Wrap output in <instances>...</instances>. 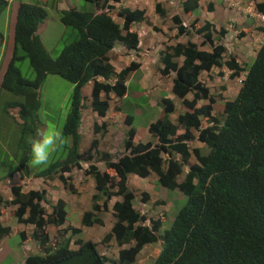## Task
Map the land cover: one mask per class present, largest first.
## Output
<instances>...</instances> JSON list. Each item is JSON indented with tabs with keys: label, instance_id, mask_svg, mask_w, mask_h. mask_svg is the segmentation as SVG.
<instances>
[{
	"label": "trees",
	"instance_id": "16d2710c",
	"mask_svg": "<svg viewBox=\"0 0 264 264\" xmlns=\"http://www.w3.org/2000/svg\"><path fill=\"white\" fill-rule=\"evenodd\" d=\"M88 1L96 5V12L76 9L60 12L61 23L72 30V38L64 37L65 46L57 58H52L38 34L40 25L49 16L48 11L39 2H20L13 58L0 74L2 90L24 97V101L9 102L5 111L10 114L11 109L18 110L17 123L23 129L20 143L23 157L10 178L13 179L14 173L37 180H52L60 175L58 178L66 186L71 178L65 174L87 165L86 174L94 179L97 191L94 209L99 212L97 203L103 201L107 210L112 198L121 199L113 207V216L118 221L106 237L107 241L114 237L119 246L134 244L121 250V264L135 263L145 246L155 244H161L162 250L154 264H264V45L248 67L238 96L225 101L223 112L215 116L219 101L202 82V74L226 66L232 72L231 77L238 78L247 66L243 67L234 56L225 62L228 52L227 45L222 43L225 29L217 30L211 21L202 22L199 14L195 24L186 26L183 18L175 15L172 22L178 29L177 37L197 41L167 46L161 55L164 67L160 74L163 78L175 75L173 93L186 110L173 122L174 102L163 98L161 116L149 126L151 137L147 143L135 142L137 131L133 128V118L128 116L124 153L114 160L108 152H100L97 138L87 150L82 149V113L87 108L83 89L89 83L94 84L91 108L99 117L107 116L112 96L125 98L128 78L141 64L133 62L117 73L109 55L117 44L129 51H139V34L131 28L149 20L145 10L122 7L115 11L111 1L121 0ZM256 1L257 11L264 16V0ZM8 6V1L0 0V18ZM155 9L163 19L167 16L168 10L159 0ZM199 9L198 0L183 2L185 14H194ZM153 30L160 31L156 26ZM245 35L242 32L239 37ZM26 60L34 79L26 78L18 67V63ZM50 75L59 76L74 86L63 127L68 143L55 153L48 167L31 172L30 145L25 136L34 137L40 128L37 121L40 93ZM94 133L106 135L107 125L96 124ZM196 141L205 145L206 153L193 146ZM130 174L143 179L155 174L161 186L180 190L188 197L169 229L163 230L164 222L160 218L150 219L136 211V193L129 184ZM23 187L11 186V201L0 198V245L12 235L11 228L1 221L2 209L17 206V221L34 227L29 238L24 232L18 234L22 236V247L28 252L33 242L39 249L25 256L24 264H119L103 255L96 242L84 240L85 234L80 228L64 229L54 243L48 226L64 227L68 217L64 203L53 205L45 189L26 193ZM68 187L71 193H76L72 184ZM144 196L147 200L148 195ZM99 214L85 213L83 226L101 225L103 220ZM69 231L73 234L67 237ZM9 260L12 261L8 264L14 261Z\"/></svg>",
	"mask_w": 264,
	"mask_h": 264
},
{
	"label": "rangeland",
	"instance_id": "374dc122",
	"mask_svg": "<svg viewBox=\"0 0 264 264\" xmlns=\"http://www.w3.org/2000/svg\"><path fill=\"white\" fill-rule=\"evenodd\" d=\"M9 2L7 10L3 13L0 18V33L3 37L0 38V74L4 69L5 65H9L14 54V33L17 20V12L20 2L25 3H35L39 2L47 11L48 18L44 24L40 25V30L38 34L40 35L42 42L44 43L46 49L50 52L52 58H57L61 51L63 50L64 37H70L72 30L67 28L61 23L60 12L63 10L76 9L80 12H96V5L88 0H6ZM111 1V0H110ZM137 6H140L138 2L140 0H132ZM129 5L134 6L133 2ZM150 1V0H149ZM149 1H146V6ZM255 0H218V10L216 14L210 15L214 20L213 24L217 30L225 29L227 31L226 37L223 39L222 43L227 45V54L225 55V62L230 61L231 56L237 58L238 62L242 64L243 67L247 66L246 71L238 78H232V72L226 67L214 68L212 71L204 72L202 74L201 80L208 87L210 94L215 96L219 103L215 106V116L223 112V105L225 101L234 100L242 86L245 77L247 76V69L251 66L254 61L257 52L264 45V34L259 31V28L264 27V19L257 17L255 18L256 29L253 28L252 32L248 30L247 14L250 13L249 8L253 9V13L256 14V4ZM113 4H117L111 1ZM172 0H165V4L172 7ZM121 3V2H120ZM152 3V1H150ZM180 2H177L178 5ZM254 4V6H253ZM164 5V4H163ZM164 5V7L166 6ZM116 6H119L117 4ZM177 6H174L173 13H177ZM141 10V9H140ZM118 11V10H115ZM149 14V21L147 24L151 25V30L157 24L160 26L158 29L160 31L155 32L157 37L155 39L159 42V45H155L156 48H161L160 45L163 41H171L173 37L177 36V31L174 28L173 22L169 17L163 19L160 25L158 21L151 22L152 13ZM257 16V15H256ZM250 17V16H249ZM210 20V19H209ZM117 22L122 23L121 20L117 19ZM146 24V25H147ZM190 24V23H189ZM187 24L186 26H188ZM147 25V26H148ZM245 32L246 35L239 37V34ZM172 34V35H171ZM154 36V34H152ZM217 36V33L214 34ZM179 39V37H175ZM188 38V37H184ZM190 39V38H188ZM71 41V39H70ZM202 42V41H200ZM199 42V43H200ZM144 44L146 46H151L150 37L145 35ZM201 44V43H200ZM165 45V44H163ZM209 47V46H204ZM165 48V47H164ZM117 56H116V55ZM111 54V58L116 64V72L119 73L131 64L126 63L121 60V54L116 52ZM162 54V52H161ZM110 57V55H109ZM114 66V65H113ZM22 74L29 79H34V73L30 67L28 60L18 63ZM158 72V70H157ZM143 72L137 71L133 77L129 78L127 84L128 90L125 98L119 100L118 98H111L109 100L110 109L109 115L107 116V122H103L102 119H97V115L92 113L91 99L83 96L86 99L87 108L82 114V149L87 150L92 141L97 138L100 142L99 150L101 153L108 152L111 154L114 160H118L121 157L123 146H124V135L121 131H124V126L121 127L122 121H124L128 116L133 118V128L137 131V142L147 143L150 140L148 128L150 123H155L161 116L162 106L159 103L160 98H164L169 95L166 91L165 85L169 84L168 79L163 81L165 84L161 88H153L143 86L140 83ZM2 76V75H1ZM1 76H0V198L4 201H11V191L12 185H24L23 191L29 192L31 190L45 189L47 192V198L53 205H57L63 202L66 206V211L69 215L68 226L69 227H79L81 221V215L86 212H93L96 214L98 211L94 209L95 201L94 196L97 194L95 186L90 181V177L85 174V169L88 168L87 165L83 164L82 169H74L72 173L65 174L66 177L71 178L68 184H72L76 193H71L68 184H65L58 178L52 180H37L35 178H23L20 173H14L13 179L10 178L11 174L15 171L16 167L19 166L20 160L23 157V150L20 146L22 139V127L17 123L18 121V110L11 109L7 114L6 106L9 102L17 100L24 101V97H16L15 95L4 91L1 89ZM74 86L68 81L64 80L59 76L50 75L47 77L40 96H41V108L38 111L37 121L40 128L46 127L49 121L53 122L57 128L62 130L65 125L69 109H70V98L73 92ZM84 90V89H83ZM114 97V96H112ZM193 98V95H190ZM103 99L106 97L103 95ZM224 101V102H223ZM207 102H202L203 104ZM175 112L172 115L173 122L178 120L181 113L186 110L179 99H175ZM120 106V109H119ZM121 115H120V114ZM121 118V119H120ZM125 119V120H124ZM101 122V123H100ZM107 125L108 133L106 135H95L94 127L96 124ZM206 124V120L203 119V125ZM85 128V129H84ZM111 134L109 137L108 135ZM108 136V137H107ZM28 142V138H26ZM29 144V143H28ZM30 145V144H29ZM194 147L202 149L204 153L207 152V148L203 143L197 142L193 144ZM53 156L50 158V162L46 166L32 167L29 161V168L31 172H36L45 169L51 163ZM195 159V158H194ZM31 160V154H30ZM102 168V167H101ZM103 169V168H102ZM186 174V173H185ZM184 176V175H183ZM180 177L183 179L184 177ZM140 178L138 176L133 177ZM11 179V180H10ZM26 184H28L26 186ZM130 186L134 189L137 195V201H135V208L137 211L143 210L148 212L150 216L155 220L159 218L164 222L163 230L169 229L174 220L176 219L178 213L185 207L188 202V197L180 190H170L161 186L158 182V177L155 174L148 180L136 179L135 181H129ZM144 194L148 195V199L145 200ZM114 200V199H113ZM110 201L108 208L105 210V203L101 201L97 203L100 207L99 215L104 221L102 225H95L92 228H84L86 233L85 238L91 239L98 244L99 251L107 256L110 260L114 258L118 259V250L113 245L114 243L108 245L106 241V236L111 232V229L115 223L111 207L114 205L115 201ZM3 201V202H4ZM18 209L17 206L3 207V217L2 223L5 226L11 228L12 235L7 237L8 243L4 242L3 246L5 250L2 249L0 253V261L2 264H8L10 261L7 259L11 258H22L23 255L35 254L39 251L37 245L32 242L29 244L28 252H26L23 245L22 236L18 235L24 232L27 237L33 236L34 228L32 226H27L25 224H20L15 218V212ZM48 209V213L50 212ZM48 232L55 243L56 240L63 234L64 229H56L55 226H48ZM71 232L69 231V237ZM78 237H75V239ZM28 240V239H27ZM31 241V240H30ZM14 252L15 254L9 257L8 251ZM161 251V246L159 244L148 246L144 251L136 258L134 264H154L155 259ZM24 253V254H23ZM113 258V259H111ZM17 259L12 264H17ZM22 261V260H20ZM0 263V264H1ZM21 264V262H19ZM110 264V263H109ZM112 264V263H111Z\"/></svg>",
	"mask_w": 264,
	"mask_h": 264
},
{
	"label": "crops",
	"instance_id": "0c3cea01",
	"mask_svg": "<svg viewBox=\"0 0 264 264\" xmlns=\"http://www.w3.org/2000/svg\"><path fill=\"white\" fill-rule=\"evenodd\" d=\"M146 1L148 2L149 0H140V2H138L140 4V6H137L133 1L132 2H133L134 6L129 5L131 3V2H129V0H121L120 1L121 3L120 2L117 3V4H119V6H116L117 4H113V3H111V4L116 6V10H119L122 7L123 8H130L132 10H136V9L145 10L147 13H152V19H150L151 22L158 21V23L161 25L162 24V17L159 16L156 13V9H155L157 0H150V1H152V3H150V1H149V3H148V5H150L149 8L146 6ZM159 1L162 2V4L166 5L165 4V0H159ZM184 1L185 0H172V2H171V4H172L171 6L172 7L171 8L166 5L165 8L168 11H167V16L165 18L169 17V19L172 21V18L175 15H179V16H181L183 18V21H184V23H186V25L189 24V23H190L189 25H191V24H195L193 22L198 20V16H196V15L199 14L200 15V20L202 22H204V21H211L212 23L214 22V20L212 19V17H210V15L214 16L216 14V12L218 10V5H217V1L218 0H198L199 1V5H200V9H199L198 12H195L194 14H185V12L183 10V2ZM177 2H180V3L178 5H176ZM253 2H254V4H256L257 1L255 0ZM254 4H253V6H254ZM174 6H177L176 10H174L177 13H173L172 12ZM210 8H212L211 12L209 11ZM249 10H250V13L247 14L248 16L246 17L247 18L246 22L250 23V24H248V30L250 32H252L253 28L256 27L255 18L257 19V17H260V18L264 19V16L257 11V8H256V14L253 13V9L252 8H249ZM148 15L149 14H147V17H149ZM148 20H149V18H148ZM191 21H192V23H191ZM146 24H147V22L140 23V24H138V25H136V26L131 28L133 31H136L139 34V39H140V49H139V51H129L122 44H117L116 48L114 49V51H112L110 53V58H111V54L112 53L115 54L116 52H119L121 54V56H120L121 60H124L126 63H128V64H131L133 62L140 63L141 64V68L138 71L139 72H143V74H142L141 79L139 80V82L143 83L144 89H145V87H151V86H154L153 88H157V87L161 88L162 86L165 85V84H162V82L166 81L165 79H168L167 83H169V84H166L165 88H166V91L169 92V95L164 97V98L171 99L173 102H175L176 96L173 93V80L175 79V75L172 74L171 76L166 77V78H163L161 76L160 69H162L164 67V65L162 63V60H161V55H162L161 52L163 53L166 50L167 46H174L177 43L186 44L189 40H192V41L196 42L197 39L196 38H192V39H188L187 38L186 39L184 37H179V39H177V38H175V37L178 36V33H177V36L173 37V39L171 41L165 40V42H164V40H162L163 44H165V45H163V44L160 45V47H162V49L161 48H156L155 45H159V42L155 39V37H157V34H155L154 30H151V26H149L148 24H147L148 25L147 26ZM155 25H156V22H155ZM156 27H160V26L157 24ZM39 30H40V28H39ZM175 30L178 32L177 28H175ZM259 31L262 32V34H264V27L263 28H259ZM152 34H154V36H152ZM145 35H148V37H150V44H151L152 47L146 46L144 44ZM226 35H227V31H226ZM111 63H112V65H114V67L116 66V64H114V61L112 59H111ZM157 70H158V72H157ZM136 72H133L130 75L129 78L133 77V75H135ZM129 78H128L127 84L129 82ZM100 81H102V80L100 79ZM92 90H93V83H89L84 88L83 92L85 93V97L87 99H91ZM112 98H115V97H112ZM162 100H163V98H160L159 103H161ZM119 109H120V106H119ZM92 113H94V112H92ZM108 113H109V111H108ZM94 115H97V114L94 113ZM108 115L109 114H107V116ZM107 116L106 117H99L97 115L96 118L97 119L98 118L102 119L103 122H107V118H108ZM152 123H150V125ZM121 124H122L121 127L124 126V131H121V133L123 132L122 134L124 135V139H126V132L129 130V127L124 123V121H122ZM148 132H149V128H148ZM108 136L110 137L111 134H109ZM136 137H137V135H136ZM149 137H151L150 133H149ZM135 142L138 143L136 138H135ZM196 147H198V146H196ZM122 153H123V151H122ZM122 153H120L121 156H122ZM101 167L103 169L105 168V166L103 164L101 165ZM136 176L137 175L130 174L129 175V181H135L136 179H140V178H136L134 180L133 177H136ZM149 178H146V179L141 178V180H148ZM90 181L95 186L94 181L92 179H90ZM117 200H119V199L118 198L114 199V201H117ZM1 221H2V218H1ZM4 242L8 243L7 237L2 241V244L0 245V253H1L2 249L5 250V247L3 246ZM7 253H8L7 254L8 256H13L15 254L14 252H11L10 250ZM13 259H14L13 262H15L16 259L19 261L20 258L15 257ZM0 263H1V261H0ZM10 264H12V262ZM23 264H24V261H23Z\"/></svg>",
	"mask_w": 264,
	"mask_h": 264
},
{
	"label": "clouds",
	"instance_id": "9594fccd",
	"mask_svg": "<svg viewBox=\"0 0 264 264\" xmlns=\"http://www.w3.org/2000/svg\"><path fill=\"white\" fill-rule=\"evenodd\" d=\"M256 56H257V54H256ZM255 59H256V57H255ZM137 63V62H136ZM102 80V79H101ZM93 87H94V84H93ZM239 94V93H238ZM176 96V95H175ZM238 96V95H237ZM177 99H178V97H176ZM171 100V99H170ZM175 105V104H174ZM92 111V110H91ZM93 112V111H92ZM185 112V111H184ZM83 114V113H82ZM97 114V113H96ZM108 114V113H107ZM125 120V119H124ZM82 121H83V119H82ZM105 123V122H104ZM103 123V124H104ZM126 124V123H125ZM198 142V141H197ZM28 143L30 144V153H31V160H30V165L32 166V167H40V166H46L49 162H50V158L53 156V154L54 153H56V152H58L59 150H61L64 146H66V144L68 143V141H67V139L64 137V135H63V132H62V130H60L59 128H57V126L53 123V122H51V121H49L48 123H47V125H46V127H44V128H38L37 130H36V132H35V136L34 137H30L29 138V140H28ZM196 143V142H195ZM201 143V142H200ZM198 148V147H197ZM123 153H124V146H123ZM123 153H122V155H123ZM122 157V156H121ZM87 169L88 168H86L85 169V174H86V171H87ZM87 175V174H86ZM88 176V175H87ZM93 181H94V179L91 177V176H89ZM95 183V182H94ZM95 190H96V188H95ZM97 192V191H96ZM95 197V196H94ZM117 197H114V198H112V200L113 199H116ZM119 200H117V201H115L114 202V205H115V203L116 202H118V201H121V199L120 198H118ZM111 200V201H112ZM114 201V200H113ZM135 201H137V195H136V199H135ZM135 201H134V207H135ZM114 205H112V207H111V211H112V214H113V207H114ZM108 206H109V204H108ZM65 208H66V206H65ZM67 209V208H66ZM108 209H110V208H108ZM136 209V211H137V208H135ZM139 212V211H138ZM87 213V212H86ZM91 213H93V212H91ZM97 213H99V212H97ZM96 213V214H97ZM139 213H141L142 215H144V216H147L148 218H150V219H153L152 218V216H150V214H148V212H145V211H143V210H140V212ZM85 214V213H84ZM84 214H82L81 216V223H80V226L79 227H76V228H80V229H82L83 230V233L86 235V233H85V231H84V226H83V224H82V221H83V217H84ZM68 217H69V215H68ZM68 217H67V221H66V224L64 225V227L63 228H59L58 227V230L59 229H67V228H73V227H69L68 226V222H69V220H68ZM114 217V216H113ZM114 219L116 220L115 221V223H114V225L117 223V219L114 217ZM103 220V219H102ZM103 222H104V224H105V221L103 220ZM102 225V224H101ZM114 225H113V227H112V229H111V232L109 233V234H111L112 233V230H113V228H114ZM51 226V225H50ZM49 226V227H50ZM56 228V227H55ZM86 228H88V227H86ZM57 229V228H56ZM70 232H72V231H70ZM64 233V232H63ZM72 234L73 233H71L70 234V236H72ZM108 234V235H109ZM69 235V234H68ZM107 235V236H108ZM106 236V237H107ZM79 238V237H78ZM84 240H91V239H84ZM107 241V240H106ZM108 242V245L109 244H112V242L114 243L113 245H115V247L117 248V250H118V259L117 258H111V259H113V260H111V261H116V262H118L119 264H121L120 263V252H121V250H124V249H129L130 247H132L134 244L132 243V244H127V245H123V246H119L118 244H117V242H116V239L113 237L110 241H107ZM155 245H157V244H155ZM160 246H161V244H159ZM148 246H152V245H147V246H145L144 248H143V250L136 256V258L144 251V249L145 248H147ZM161 250H162V247H161ZM25 253H27V252H25ZM160 254H161V251H160V253L158 254V256H157V258L155 259V261L158 259V257L160 256ZM30 255V254H29ZM25 256H27V255H24L22 258H20L19 259V261L17 262V264H20L19 262H21V264H23V261L25 260ZM107 257V256H106ZM24 258V259H23ZM108 258V257H107ZM20 260H22V261H20ZM136 262V261H135ZM155 263V262H154ZM110 264H111V262H110ZM134 264V263H133Z\"/></svg>",
	"mask_w": 264,
	"mask_h": 264
}]
</instances>
